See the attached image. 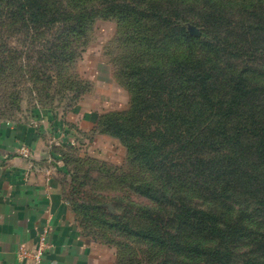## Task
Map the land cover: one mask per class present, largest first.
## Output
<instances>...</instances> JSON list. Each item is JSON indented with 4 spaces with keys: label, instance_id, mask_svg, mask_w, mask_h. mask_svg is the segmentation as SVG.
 Segmentation results:
<instances>
[{
    "label": "trees",
    "instance_id": "1",
    "mask_svg": "<svg viewBox=\"0 0 264 264\" xmlns=\"http://www.w3.org/2000/svg\"><path fill=\"white\" fill-rule=\"evenodd\" d=\"M98 20L117 23L116 75L129 106L101 115L95 132L146 168L151 180L137 193L171 210L163 227L116 225L163 253L157 264H264V0H0V86L28 81L42 105H75L90 84L71 69ZM20 36L23 48L11 47ZM55 147L65 200L93 241L106 204L81 198Z\"/></svg>",
    "mask_w": 264,
    "mask_h": 264
},
{
    "label": "rangeland",
    "instance_id": "2",
    "mask_svg": "<svg viewBox=\"0 0 264 264\" xmlns=\"http://www.w3.org/2000/svg\"><path fill=\"white\" fill-rule=\"evenodd\" d=\"M9 42L11 47H17L19 50L23 48L22 36L11 37ZM37 48L35 46L34 50ZM122 48V43L117 38V23L96 21L89 31L85 52L71 69L74 76L89 82V91L73 106L68 105L66 98L54 101L52 106H46L37 102L36 94L39 92L34 91L28 81H22L17 88L11 87L12 80L6 81L0 86V121L25 124L37 122L39 114H50L52 122H61L65 128L72 131L70 136L64 137V145L55 147L57 152H63L67 156V168L76 176L75 186L80 189L81 198L89 203L103 202L106 204V214L111 212L115 215V219L108 218L106 214L102 216L106 220L105 224H102L101 219L95 222L98 229L101 227L99 236L93 241L91 238L86 239L109 250L114 256V264L123 255L126 258L132 255V264H150L147 259L149 254L154 255L152 264H157L161 260L159 254L165 255L160 252L155 255V250H152L147 242L123 231L116 223L120 220L132 229L163 227L171 214L170 206L156 204L137 193V185L151 180L146 168L139 167L138 164L130 166L126 149L117 139L95 132L101 115L125 111L129 106V94L119 84L116 75V62L124 55ZM53 93L49 91V94ZM10 94L17 96L16 104L9 98ZM76 113L78 116L85 114L89 118L87 122L95 123L94 128L89 131L79 130L81 119L75 122L68 119L71 114ZM69 144L74 147H65ZM161 187L165 190V186ZM170 190L172 187L167 186L166 191ZM192 202V205L197 204L196 208H204L199 206L201 199H198L196 194ZM148 210L153 211L152 222ZM156 214H160L158 220ZM103 226L105 227L102 228Z\"/></svg>",
    "mask_w": 264,
    "mask_h": 264
},
{
    "label": "crops",
    "instance_id": "3",
    "mask_svg": "<svg viewBox=\"0 0 264 264\" xmlns=\"http://www.w3.org/2000/svg\"><path fill=\"white\" fill-rule=\"evenodd\" d=\"M82 115L68 119H81L79 130L94 128ZM52 121L39 114L37 122H0V264H25L16 257L18 248L35 250L44 228L50 248L41 264H114L109 250L82 236L65 200L62 163L53 147L64 145L72 131Z\"/></svg>",
    "mask_w": 264,
    "mask_h": 264
},
{
    "label": "built area",
    "instance_id": "4",
    "mask_svg": "<svg viewBox=\"0 0 264 264\" xmlns=\"http://www.w3.org/2000/svg\"><path fill=\"white\" fill-rule=\"evenodd\" d=\"M1 122V121H0ZM28 150H23V155L27 157ZM48 230L44 228L38 238V246L35 250L29 251L23 247H19L16 252V257L19 262L25 264H41L45 253L50 248L47 242Z\"/></svg>",
    "mask_w": 264,
    "mask_h": 264
},
{
    "label": "water",
    "instance_id": "5",
    "mask_svg": "<svg viewBox=\"0 0 264 264\" xmlns=\"http://www.w3.org/2000/svg\"><path fill=\"white\" fill-rule=\"evenodd\" d=\"M188 32L190 35L192 36H196V37H199L200 36V32L198 29H196L195 27H189L188 28Z\"/></svg>",
    "mask_w": 264,
    "mask_h": 264
}]
</instances>
